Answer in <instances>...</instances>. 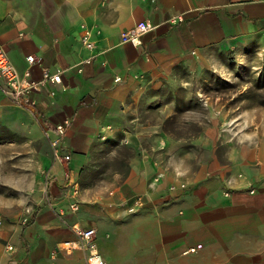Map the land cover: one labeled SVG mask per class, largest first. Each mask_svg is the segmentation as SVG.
I'll return each instance as SVG.
<instances>
[{
    "label": "crops",
    "instance_id": "crops-1",
    "mask_svg": "<svg viewBox=\"0 0 264 264\" xmlns=\"http://www.w3.org/2000/svg\"><path fill=\"white\" fill-rule=\"evenodd\" d=\"M148 21L141 46L123 42ZM250 48L264 51V0H0V50L41 84L28 95L35 105L19 106L0 76V121L27 116L21 124L43 134L49 172L34 213L0 228V264H88L74 226L96 230L106 264H264V139L221 152L213 130L189 149L185 138L157 134L162 121L150 112V83L177 65L199 72ZM57 70L62 82L44 80ZM65 119L69 163L51 146ZM112 143L131 152L126 171H114L125 177L90 183Z\"/></svg>",
    "mask_w": 264,
    "mask_h": 264
},
{
    "label": "rangeland",
    "instance_id": "rangeland-1",
    "mask_svg": "<svg viewBox=\"0 0 264 264\" xmlns=\"http://www.w3.org/2000/svg\"><path fill=\"white\" fill-rule=\"evenodd\" d=\"M222 64L199 72L179 64L166 78L150 83L155 99L150 112L156 123L162 121L160 126L156 124L157 134L165 130L176 139L185 138L184 146L191 149L190 140L214 130L221 152L232 145L242 147L264 139V51L250 48L232 53ZM20 115L17 126H4L0 121V228L35 208L32 198L49 177L46 169L43 173L39 157L47 146L43 134L21 124L28 121L23 113L16 116ZM99 151L87 175L89 182L124 178L125 174L116 176L114 171H126L130 150L112 143Z\"/></svg>",
    "mask_w": 264,
    "mask_h": 264
},
{
    "label": "built area",
    "instance_id": "built-area-1",
    "mask_svg": "<svg viewBox=\"0 0 264 264\" xmlns=\"http://www.w3.org/2000/svg\"><path fill=\"white\" fill-rule=\"evenodd\" d=\"M153 29L154 26L151 22L148 21L141 23L133 30L123 34L122 40L124 43H130L135 47L141 46L144 36ZM83 43L87 48L91 50H94L97 47V44L93 40L90 32H87L83 36ZM35 61L36 59L34 56L29 57V62L31 64H33ZM0 76L5 80L7 84V87L3 89V92L7 97H10L19 106H23L24 104L28 103L35 105L34 101L28 99V95L31 91L39 90L41 84L33 81L29 76L21 78L12 62L10 61L8 54L4 50H0ZM44 80L54 83H60L62 82V71L57 70V72L53 74L47 71L44 74ZM23 98H27L26 102L22 101ZM70 126L71 121L69 119H65L56 127L55 137L51 141L53 147V157L56 161L63 163H69L71 161V155L69 153H65L63 144ZM72 208L77 209V204H73ZM34 209L35 208L28 209L26 216L28 217L29 215L33 214ZM133 210L134 209H131V211ZM24 221L27 222L28 218H25ZM73 230L78 235V237L81 238L82 247H84L88 251V264H106L95 241L96 230H86L81 226H74ZM9 249L13 250V247H9ZM192 251H194V249H192Z\"/></svg>",
    "mask_w": 264,
    "mask_h": 264
}]
</instances>
